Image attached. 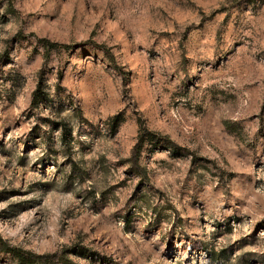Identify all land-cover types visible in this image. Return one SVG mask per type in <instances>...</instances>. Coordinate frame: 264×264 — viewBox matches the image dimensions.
Segmentation results:
<instances>
[{"label": "rangeland", "instance_id": "rangeland-1", "mask_svg": "<svg viewBox=\"0 0 264 264\" xmlns=\"http://www.w3.org/2000/svg\"><path fill=\"white\" fill-rule=\"evenodd\" d=\"M0 237L51 264H264V0H0Z\"/></svg>", "mask_w": 264, "mask_h": 264}, {"label": "trees", "instance_id": "trees-1", "mask_svg": "<svg viewBox=\"0 0 264 264\" xmlns=\"http://www.w3.org/2000/svg\"><path fill=\"white\" fill-rule=\"evenodd\" d=\"M43 47L46 50L45 56H44V60L48 61L50 58V53L54 50H58V49H68L69 46L66 45H59L57 43H53L49 40H41ZM94 44V43H92ZM104 53L109 56L111 59H113V56L107 51V49L105 47H102ZM115 68L119 70V67H117L115 65ZM39 95H40V87L37 89V91L33 94V101H32V105L33 106H37V103L39 101ZM120 117H115L114 121L116 122V125L119 124L120 122ZM156 137L155 134H149L147 132L146 129H142L141 133L139 135V139H138V143L134 148V159L137 160L139 158V156L141 155L142 149L146 143L147 138L149 137ZM167 142V141H166ZM165 144H169L168 142ZM172 148H174L175 150L178 149V147L175 146H171ZM0 250H2L3 252H6L8 254H10L13 259L17 262V264H51V260L55 257L54 255H37L35 253H32L30 251H26L22 248L19 247H14L9 245L7 242H5L3 239H1L0 237ZM66 264H70L66 261Z\"/></svg>", "mask_w": 264, "mask_h": 264}]
</instances>
